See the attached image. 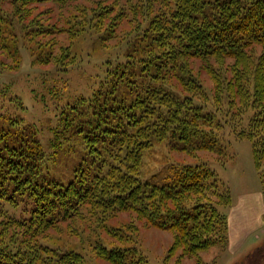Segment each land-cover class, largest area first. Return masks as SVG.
<instances>
[{
	"label": "trees",
	"instance_id": "trees-1",
	"mask_svg": "<svg viewBox=\"0 0 264 264\" xmlns=\"http://www.w3.org/2000/svg\"><path fill=\"white\" fill-rule=\"evenodd\" d=\"M92 1L0 0V52L16 70L27 38L47 37L65 49L51 58L65 93L85 56L73 54L62 10L79 7L98 32L91 48L102 39L124 49L94 65L88 96L58 106L47 137L11 84L0 85V264H151L137 247L142 227L172 234L163 264H213L202 253L227 243L220 206L232 204L230 189L205 164L177 162L147 179L142 166L162 142L223 156L232 134L252 142L264 198V0ZM40 71L31 93L42 106L57 91ZM121 214L129 219L113 223Z\"/></svg>",
	"mask_w": 264,
	"mask_h": 264
},
{
	"label": "rangeland",
	"instance_id": "rangeland-1",
	"mask_svg": "<svg viewBox=\"0 0 264 264\" xmlns=\"http://www.w3.org/2000/svg\"><path fill=\"white\" fill-rule=\"evenodd\" d=\"M79 2L90 5L93 1L78 0ZM49 5L50 3L47 2L40 3V7H37L36 11L42 9V11L46 10L48 12ZM73 9L72 11H70V8L61 11L62 16H67L68 13L69 17L67 22H61V24L62 27L70 30L66 36L74 43V47H72L73 54L78 57L85 56V60L83 62L84 66L82 64H80L81 68L75 66L78 70L75 69L68 74L70 80L67 75V79L64 78L65 82L69 81L66 93L64 90L66 86L60 81L62 79L55 81L51 79V75L55 73L54 66L56 64L51 61L53 51L56 49V56L65 49L62 52L58 51L57 48L49 44L47 37L38 35L31 39L27 38L26 49H22V64L16 70H14L15 63L13 59L0 52V85L11 84L12 89L22 97L28 106L26 112L28 117L31 119L39 118L43 124L45 132L42 134L46 137L50 134L47 131L56 123L58 106L62 108L68 102L75 100L76 97L84 94L88 96L91 93L92 88L98 82V79L94 76L96 73V71L94 73V65L96 70H103L105 68L103 60H106L109 55L112 59L116 57L121 59V52H124V49L115 47L116 40L109 41L107 44L101 39L95 48L94 46L91 48L90 44L93 41L97 42L98 32L93 27H88L86 21L79 19L82 18V14H78L80 11L78 6H74ZM50 14L57 20L56 11H52ZM30 50L35 51L42 58L39 59L40 64L37 65L41 70L47 72V75H45L47 86L51 87L52 84L56 86L57 94L48 93L46 96L47 101L42 106L31 93L32 86L40 88L38 77L35 79V76H38L41 71L36 65L32 64L31 59L33 61V56H31L32 52ZM87 55L92 57L89 58ZM1 65H6L12 70H4ZM88 65L93 66L90 67L93 69L89 72ZM205 78L207 83L210 84L208 77L205 76ZM58 81H60L59 85H57ZM55 88L51 87L53 92H56ZM0 90H2L1 87ZM1 93L2 91H0ZM5 100L4 97H0V103ZM222 143L226 148V153L223 156L206 150L198 151L195 155H189L171 150L165 142L155 143L153 148L147 151L144 156L141 176L143 179L151 178L161 169H167L177 162L193 165L205 164L214 169L218 178L230 189L232 204L220 206L222 212L226 213L228 217L227 243L224 247L217 245L204 251L202 253L204 260L213 264H264V200L261 195V177L255 165L252 142L249 139H238L232 134H227L223 137ZM128 219V215L121 214L113 220V223L121 224ZM139 237L137 247L148 257L151 264H163L164 257L172 241V234L156 227H142ZM101 264L108 263L102 262ZM183 264H194V260L185 259Z\"/></svg>",
	"mask_w": 264,
	"mask_h": 264
},
{
	"label": "crops",
	"instance_id": "crops-1",
	"mask_svg": "<svg viewBox=\"0 0 264 264\" xmlns=\"http://www.w3.org/2000/svg\"><path fill=\"white\" fill-rule=\"evenodd\" d=\"M261 195H262V191H261ZM262 199L264 200L263 195H262ZM229 229H230V224H229ZM232 248H233V246H232Z\"/></svg>",
	"mask_w": 264,
	"mask_h": 264
}]
</instances>
